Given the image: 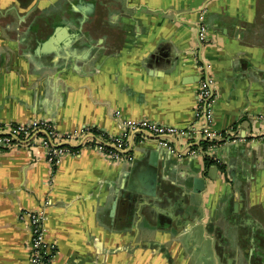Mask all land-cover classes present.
Returning <instances> with one entry per match:
<instances>
[{
	"label": "crops",
	"instance_id": "1",
	"mask_svg": "<svg viewBox=\"0 0 264 264\" xmlns=\"http://www.w3.org/2000/svg\"><path fill=\"white\" fill-rule=\"evenodd\" d=\"M205 65L210 127L247 136L214 149L213 178L192 113ZM116 110L196 129L173 152L134 135L131 161L80 140L55 165L38 143L0 150V264H29L25 209L53 264H264V140L248 139L264 132V0H0V125L113 134Z\"/></svg>",
	"mask_w": 264,
	"mask_h": 264
},
{
	"label": "built area",
	"instance_id": "2",
	"mask_svg": "<svg viewBox=\"0 0 264 264\" xmlns=\"http://www.w3.org/2000/svg\"><path fill=\"white\" fill-rule=\"evenodd\" d=\"M205 26L200 24L197 31V41L201 44L206 41ZM205 65V71L200 76L195 91L193 121L201 124L197 129L200 142L208 141L205 155L213 159L214 149L222 141H244L247 136L239 133L217 132L210 127L212 122L213 105L215 103L214 78ZM114 116L120 124V131L113 134L91 125H82L67 132H58L52 123L45 119H32L28 122H8L0 125V150L19 143L30 145L39 144L46 154V159L55 165V162L64 154H75L74 145L77 141L91 145L111 161L132 160L130 154L131 138L134 135H150L170 152L174 149L170 145L172 138L178 136L189 137L195 132L196 126L178 128L173 125L158 123L147 118L127 119L121 117L116 110ZM249 140H264V132L255 133ZM194 151L191 150V153ZM19 218L28 225L29 229V264H53L55 248L44 239L43 212L41 210L25 209L19 212Z\"/></svg>",
	"mask_w": 264,
	"mask_h": 264
},
{
	"label": "trees",
	"instance_id": "3",
	"mask_svg": "<svg viewBox=\"0 0 264 264\" xmlns=\"http://www.w3.org/2000/svg\"><path fill=\"white\" fill-rule=\"evenodd\" d=\"M200 144H201V147H202L203 149H206V148H207V145H208V141L203 140V141L200 142ZM204 162H205V165H206L207 168H208L210 165H212V164H217V166H218L219 168L223 169V166H221V164H218L214 159H212L211 157H209V156H207V155H205V157H204Z\"/></svg>",
	"mask_w": 264,
	"mask_h": 264
},
{
	"label": "water",
	"instance_id": "4",
	"mask_svg": "<svg viewBox=\"0 0 264 264\" xmlns=\"http://www.w3.org/2000/svg\"><path fill=\"white\" fill-rule=\"evenodd\" d=\"M210 177H215V172H216V169H217V167L215 166V165H213V166H210ZM200 180V181H199ZM194 182H195V186L193 187L194 189V191H196L197 189L198 190H200V188L202 187V184L200 183L201 182V179H197V178H195L194 179Z\"/></svg>",
	"mask_w": 264,
	"mask_h": 264
}]
</instances>
